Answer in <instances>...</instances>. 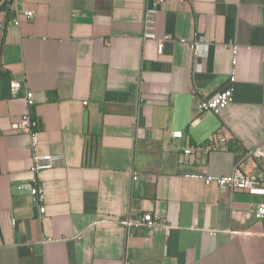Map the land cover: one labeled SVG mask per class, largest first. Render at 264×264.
<instances>
[{
  "label": "crops",
  "instance_id": "0c3cea01",
  "mask_svg": "<svg viewBox=\"0 0 264 264\" xmlns=\"http://www.w3.org/2000/svg\"><path fill=\"white\" fill-rule=\"evenodd\" d=\"M155 3L161 52L142 37ZM0 22L2 264H264V195L184 176L264 178V155L246 154L264 150V0H0ZM229 86L225 108L198 111ZM26 89L38 152L63 155L37 173L43 213L17 189L32 176L29 135L10 128ZM145 212L168 231L127 224Z\"/></svg>",
  "mask_w": 264,
  "mask_h": 264
},
{
  "label": "built area",
  "instance_id": "2783aa9c",
  "mask_svg": "<svg viewBox=\"0 0 264 264\" xmlns=\"http://www.w3.org/2000/svg\"><path fill=\"white\" fill-rule=\"evenodd\" d=\"M161 2L162 0H157ZM155 4L148 5L144 9L143 21H142V37L144 39H153L156 41L157 52H161L163 49L164 42L170 38L169 35L165 34L163 36H157L155 32V17L158 7ZM26 17L32 16V11L27 10L24 12ZM19 17H13L11 23L14 25L19 24ZM4 26V23L0 22V28ZM203 44L201 42H193L191 47L195 51L201 50ZM233 53L236 51V46L232 47ZM264 60V52H263ZM233 76L230 77V81H233ZM264 86V79H263ZM20 87V82L12 80L9 83V88L12 94H15ZM232 87L229 86L222 91L198 100L197 109L201 113L214 112L217 113L221 109L225 108L232 98ZM26 97V108L24 113L15 121H12L10 128L12 130L25 132L29 135V150L32 154V165L31 172L32 176L25 182H21L17 185V189H26L34 203L38 205V211L43 213L45 211L44 199L45 192L43 186L39 183L37 173L40 170L50 169L63 160V155L61 153H39L38 152V130L36 119L32 115V106L34 104L33 92L29 89L25 91ZM86 103V102H83ZM173 137H181V130H174L171 132ZM224 137H220V141H224ZM191 152L190 148H186L184 153L188 154ZM246 154L253 158H259L264 155V150L261 147L249 148ZM185 177L196 178L202 180L205 184L215 183L222 188H228L229 190L239 189L245 190L250 194L264 195V178L253 177L246 172H244L238 165L234 167L232 172L227 175H215L205 172H190L185 173ZM135 178V176H133ZM253 213L257 217H262L264 215V204H259ZM128 225H143L146 227H152L154 225H161L166 231L169 229V225L165 224L164 220L156 215L149 212L142 214L139 221H128ZM211 231H215V228H211ZM0 264L1 261H0Z\"/></svg>",
  "mask_w": 264,
  "mask_h": 264
}]
</instances>
